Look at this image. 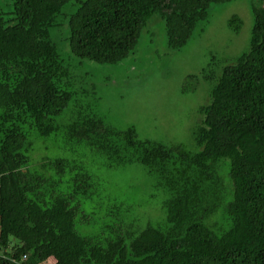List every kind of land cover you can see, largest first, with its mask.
<instances>
[{
	"label": "trees",
	"instance_id": "trees-1",
	"mask_svg": "<svg viewBox=\"0 0 264 264\" xmlns=\"http://www.w3.org/2000/svg\"><path fill=\"white\" fill-rule=\"evenodd\" d=\"M71 1L14 0V25L0 7V264H264V0L251 7L249 50L221 73L215 62L202 71L209 102L199 109L195 153L141 141L135 128L120 132L96 116L60 124L72 97L61 83L70 74L50 28ZM76 1L72 54L114 65L132 54L151 16L163 20L168 48L180 50L212 5L232 0ZM34 133L83 144L109 169L144 166L167 191V225L132 231L120 221L105 244L83 236L75 199L92 196L98 183L68 158L31 170ZM67 173L72 188L59 192Z\"/></svg>",
	"mask_w": 264,
	"mask_h": 264
},
{
	"label": "rangeland",
	"instance_id": "rangeland-1",
	"mask_svg": "<svg viewBox=\"0 0 264 264\" xmlns=\"http://www.w3.org/2000/svg\"><path fill=\"white\" fill-rule=\"evenodd\" d=\"M256 1L212 5L208 19L198 23L189 43L180 50L168 48L163 20L151 16L132 54L110 65L72 54L69 20L79 8V2L72 0L63 7L56 26L50 28V40L70 74L62 80V88L72 94L58 121L66 127L80 117L96 116L120 132L135 128L141 141L197 152L194 131L202 120L200 107L209 102L210 89L202 80V71L215 62L221 73L226 64H234L249 50L254 24L251 7L258 5ZM13 5L14 0H0L8 25L17 22ZM234 17L240 20L237 32L233 30L237 24ZM30 140L31 170L37 169L43 159L68 158L98 183L91 190L92 196L78 195L75 199L81 206L76 229L83 236L98 238L105 244L120 221L126 228L132 226V231L147 225H167L163 207L167 191L155 187L154 179L141 164L109 169L105 157L83 144L64 140L53 144L35 133ZM70 146L75 153L68 149ZM71 176L67 173L59 178V192L69 193ZM82 216L89 221L80 223V218L85 221Z\"/></svg>",
	"mask_w": 264,
	"mask_h": 264
},
{
	"label": "built area",
	"instance_id": "built-area-1",
	"mask_svg": "<svg viewBox=\"0 0 264 264\" xmlns=\"http://www.w3.org/2000/svg\"><path fill=\"white\" fill-rule=\"evenodd\" d=\"M25 259H26V257H24V261H25ZM20 264H22V263H20Z\"/></svg>",
	"mask_w": 264,
	"mask_h": 264
}]
</instances>
